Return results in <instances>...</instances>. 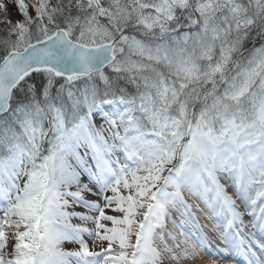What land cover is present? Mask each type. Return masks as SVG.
I'll return each mask as SVG.
<instances>
[{"label": "snow or ice", "instance_id": "obj_1", "mask_svg": "<svg viewBox=\"0 0 264 264\" xmlns=\"http://www.w3.org/2000/svg\"><path fill=\"white\" fill-rule=\"evenodd\" d=\"M205 256L264 264V0H0V264Z\"/></svg>", "mask_w": 264, "mask_h": 264}, {"label": "bare ground", "instance_id": "obj_2", "mask_svg": "<svg viewBox=\"0 0 264 264\" xmlns=\"http://www.w3.org/2000/svg\"><path fill=\"white\" fill-rule=\"evenodd\" d=\"M191 202V201H189ZM200 220H201V223L202 222H205L208 224V228L211 229V225H209V220H206L203 216L200 217ZM211 222V221H210ZM211 234V233H210ZM207 261H208V257L205 256L203 259L201 260H197V261H193L191 262V264H207Z\"/></svg>", "mask_w": 264, "mask_h": 264}]
</instances>
